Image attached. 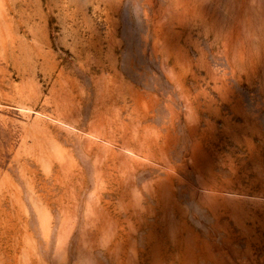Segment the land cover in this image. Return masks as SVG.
I'll use <instances>...</instances> for the list:
<instances>
[{"label": "rangeland", "instance_id": "1", "mask_svg": "<svg viewBox=\"0 0 264 264\" xmlns=\"http://www.w3.org/2000/svg\"><path fill=\"white\" fill-rule=\"evenodd\" d=\"M0 264H264V0H0Z\"/></svg>", "mask_w": 264, "mask_h": 264}, {"label": "bare ground", "instance_id": "2", "mask_svg": "<svg viewBox=\"0 0 264 264\" xmlns=\"http://www.w3.org/2000/svg\"><path fill=\"white\" fill-rule=\"evenodd\" d=\"M246 119V118H245ZM257 123V122H256ZM239 124V123H238ZM228 125V124H227ZM256 125V124H255ZM242 127V126H241ZM237 129V128H236ZM260 129V128H259ZM253 138V137H252ZM245 139H246V142H247V144H248V147L249 148H251V149H254V147L253 146H251V144H252V142H251V140L249 139V138H247V136L245 137ZM256 146V145H255ZM258 166L260 165V164H257ZM210 185H212V184H210ZM164 188H166V187H164ZM162 190H163V186H161V185H158L157 187H156V189H155V191H154V193H158V194H160L161 195V193H162ZM207 190V189H206ZM214 193H210V194H208V195H212L213 197H214V195H213ZM200 196V195H199ZM202 196V195H201ZM205 197H208V196H205ZM210 198V197H209ZM213 199V198H212ZM218 200V199H217ZM172 202V201H171ZM215 205V204H214ZM178 209H179V207H178ZM180 210H181V208H180ZM217 210H218V208L216 207V211L214 212V214L215 213H217ZM201 243H202V245H203V247H208L209 245H208V242L206 241V240H204V241H201Z\"/></svg>", "mask_w": 264, "mask_h": 264}]
</instances>
